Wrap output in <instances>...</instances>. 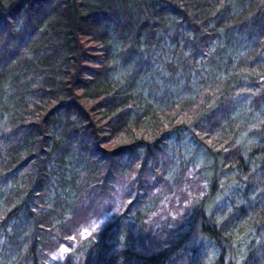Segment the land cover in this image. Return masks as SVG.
<instances>
[{
    "label": "trees",
    "instance_id": "16d2710c",
    "mask_svg": "<svg viewBox=\"0 0 264 264\" xmlns=\"http://www.w3.org/2000/svg\"><path fill=\"white\" fill-rule=\"evenodd\" d=\"M0 264H264V0H0Z\"/></svg>",
    "mask_w": 264,
    "mask_h": 264
},
{
    "label": "rangeland",
    "instance_id": "374dc122",
    "mask_svg": "<svg viewBox=\"0 0 264 264\" xmlns=\"http://www.w3.org/2000/svg\"><path fill=\"white\" fill-rule=\"evenodd\" d=\"M201 147H195L194 144L190 145V142H188V140L184 139L183 141V150H182V154L183 156H188V154L190 156H193V158H195L201 165H208V161L204 162V157L201 154ZM178 154V153H177ZM186 229L189 228V226L186 225L185 227Z\"/></svg>",
    "mask_w": 264,
    "mask_h": 264
}]
</instances>
